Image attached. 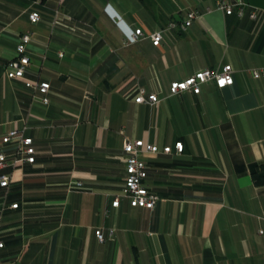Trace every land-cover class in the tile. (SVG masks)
Returning a JSON list of instances; mask_svg holds the SVG:
<instances>
[{
  "label": "crops",
  "instance_id": "0c3cea01",
  "mask_svg": "<svg viewBox=\"0 0 264 264\" xmlns=\"http://www.w3.org/2000/svg\"><path fill=\"white\" fill-rule=\"evenodd\" d=\"M241 1L242 16L215 0H149L136 23L112 0L95 9L94 24L63 12L70 18L52 28L62 0H0V176L9 175L0 185V264H264V185L250 176L264 160V75L250 72L264 68V0ZM31 10L42 20L30 23ZM189 10L199 17L153 45L151 32ZM137 27L143 36L134 39ZM25 31V76L50 83L47 105L5 75ZM225 63L233 84L169 94L172 81ZM138 88L160 100L135 102ZM11 129L32 138L34 162L2 141ZM125 137L172 147L140 155L158 196L152 210L126 198L111 205L125 176Z\"/></svg>",
  "mask_w": 264,
  "mask_h": 264
},
{
  "label": "built area",
  "instance_id": "2783aa9c",
  "mask_svg": "<svg viewBox=\"0 0 264 264\" xmlns=\"http://www.w3.org/2000/svg\"><path fill=\"white\" fill-rule=\"evenodd\" d=\"M217 9L223 10L226 14H230L233 11L238 16H242L245 13L248 4L241 1H227V0H215ZM258 9L251 7L249 11V17L256 18ZM199 17V14L195 10H189L185 13L183 19L178 21H169L166 27L157 29L149 34L153 45H158L161 41L164 30L177 28L185 30L192 22ZM70 18L66 16L59 8L53 12V17L50 20L52 28L64 25V20ZM28 20L30 23L35 24L42 20V16L37 10H31L28 13ZM134 39L138 36H143V31L140 27L134 29ZM31 41V33L29 31L22 32L18 36V40L15 46V55L6 62L5 75L8 78L21 80L24 85L31 89L32 98L38 100L41 104L47 105L49 103L50 83L45 80L31 79L25 76L30 65V58L27 54V45ZM63 52H59V56H62ZM253 77L258 78L264 75V68H253L250 70ZM233 67L230 63H225L220 70L203 68L194 73L188 75L181 80H174L169 84V94L175 95L185 91L197 94L201 90V86L205 83L212 82L217 88H224L233 84ZM137 103L146 102L150 105L157 103L160 98L155 92L146 93L143 88H138L136 94L133 97ZM4 143L10 141L17 142V153L23 154L25 160L28 162H34L35 149L32 145V138L24 136L22 131L18 129L9 130L4 137H2ZM176 152H181L183 149V143L176 141L174 147ZM122 149L126 156L125 162V176L121 188L118 194L115 195L111 201L113 207H117L122 198H126L128 203L132 207H142L152 210L155 206L158 196L150 192L144 183L147 177V166L145 162L140 158L142 153H170L172 147L165 145L159 148L155 143L148 142L142 138L130 139L125 137L123 139ZM6 156L0 153V168H2L6 161ZM18 159H13L12 163H16ZM9 184V175L2 174L0 176V185L7 186ZM71 189H84L82 181H73L71 183ZM17 203H12L10 207H17ZM112 234V230H110ZM94 235L99 242L106 240V237L101 228L94 229ZM3 243L0 242V247Z\"/></svg>",
  "mask_w": 264,
  "mask_h": 264
},
{
  "label": "rangeland",
  "instance_id": "374dc122",
  "mask_svg": "<svg viewBox=\"0 0 264 264\" xmlns=\"http://www.w3.org/2000/svg\"><path fill=\"white\" fill-rule=\"evenodd\" d=\"M62 7H59L62 12H67L76 20L85 21L87 23L94 24L98 19H96L95 9H100L102 5H106L107 2L112 0H62ZM124 5L123 8L128 10V15L133 16L136 23L142 20L140 13V7L142 10L146 8V4H149V0H122ZM57 5V1L54 2ZM153 6H151L152 8ZM99 16V15H98ZM100 18V17H99ZM102 18V17H101Z\"/></svg>",
  "mask_w": 264,
  "mask_h": 264
},
{
  "label": "trees",
  "instance_id": "16d2710c",
  "mask_svg": "<svg viewBox=\"0 0 264 264\" xmlns=\"http://www.w3.org/2000/svg\"><path fill=\"white\" fill-rule=\"evenodd\" d=\"M250 176L254 185H264V160L252 166Z\"/></svg>",
  "mask_w": 264,
  "mask_h": 264
}]
</instances>
